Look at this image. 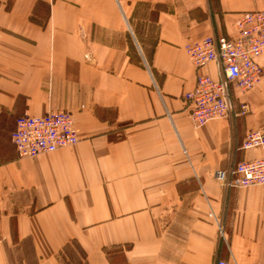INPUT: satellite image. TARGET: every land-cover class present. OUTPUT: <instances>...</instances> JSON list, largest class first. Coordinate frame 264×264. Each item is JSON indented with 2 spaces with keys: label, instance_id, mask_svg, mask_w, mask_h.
<instances>
[{
  "label": "crops",
  "instance_id": "0c3cea01",
  "mask_svg": "<svg viewBox=\"0 0 264 264\" xmlns=\"http://www.w3.org/2000/svg\"><path fill=\"white\" fill-rule=\"evenodd\" d=\"M143 5L150 49L134 22ZM257 9L264 0H0V264L26 245L34 264H66L73 244L80 264H264V185L216 177L264 157L243 148L264 131V53L260 81L235 98L249 113L197 127L185 100L199 73L219 76L186 46L234 34ZM51 110L73 113L79 142L21 157L16 119Z\"/></svg>",
  "mask_w": 264,
  "mask_h": 264
},
{
  "label": "built area",
  "instance_id": "2783aa9c",
  "mask_svg": "<svg viewBox=\"0 0 264 264\" xmlns=\"http://www.w3.org/2000/svg\"><path fill=\"white\" fill-rule=\"evenodd\" d=\"M236 29L237 35L208 36L187 46L188 55L197 69L215 62L219 71L218 78L199 73L195 87L185 95L190 116L197 127L215 118H230L250 110L244 101L242 112L235 113L232 93L249 91L263 75L258 59L264 52V9L241 12L236 19ZM12 141L23 157L53 152L77 143L79 136L74 115L68 110H51L44 115L19 116ZM252 145H264L263 132L247 133L244 146ZM217 177L230 187L264 185V158L239 162L233 169L220 171ZM218 264L228 263L219 261Z\"/></svg>",
  "mask_w": 264,
  "mask_h": 264
},
{
  "label": "rangeland",
  "instance_id": "374dc122",
  "mask_svg": "<svg viewBox=\"0 0 264 264\" xmlns=\"http://www.w3.org/2000/svg\"><path fill=\"white\" fill-rule=\"evenodd\" d=\"M147 8H148V6H144V5L141 6V11H140L139 15H137L135 17L134 22H135V28H136L137 32L139 33L140 39L143 41V43H147L148 49H150L152 42H153V38H154L155 27L153 24L150 25L149 22L147 21V19H149V16L146 15V13H148ZM148 25L150 26V29H149ZM77 143H74V144H71V145H68V146H65L62 148L71 147V146L76 145ZM62 148H60V149H62ZM20 156L23 157L22 155H20ZM30 157H34V156H30ZM164 221H166V220H164ZM25 247H26L25 250L19 248L18 246L15 247L13 250H11L10 255H11L12 264H20L22 258H27L29 260V264H34V258L28 249V245H26ZM67 251H68V253L66 252V258L67 259L65 258V261H66L65 263L66 264H80L81 258H82V252L78 248V246L76 244H73L70 246V248Z\"/></svg>",
  "mask_w": 264,
  "mask_h": 264
},
{
  "label": "bare ground",
  "instance_id": "6f19581e",
  "mask_svg": "<svg viewBox=\"0 0 264 264\" xmlns=\"http://www.w3.org/2000/svg\"><path fill=\"white\" fill-rule=\"evenodd\" d=\"M239 15H240V14H239ZM239 15H238V16H239ZM238 16H237V17H238ZM236 19H237V18H236ZM236 30H237V29H236V20H235V33H234V34H231V35H237ZM231 35L229 34V35H224V36H231ZM211 36H215V37H216V35H211ZM202 40H203V39H202ZM188 45H189V44H188ZM188 45H187V46H188ZM187 46H186V49H187ZM263 53H264V52H263ZM263 53H262V54H263ZM262 54H261V55H262ZM261 55H260V56H261ZM260 56H259V57H260ZM210 63H211V62H210ZM214 63H215V62H214ZM250 90H251V89H250ZM237 92H239L240 94H244V93H246V92H240V91H238V90L236 91V93H232V97H234V104H235V98H238V97H239L238 94H237ZM247 92H248V91H247ZM234 95H235V96H234ZM185 100H186L187 107H188V101H187L186 98H185ZM242 102H244V101H241V102H240V109H239L238 111H235V108H236V107H235V105H234V110H233L234 112H236V113H237V112H242V107H241V103H242ZM245 102H246V101H245ZM248 105H249V104H248ZM249 108H250V107H249ZM188 110H189V108H188ZM249 112H250V110H249L247 113H249ZM189 114L191 115L190 110H189ZM230 118H231V117H230ZM215 119H216V118H215ZM74 121H75V119H74ZM75 127H76V126H75ZM252 131H253V130H252ZM254 131H261V132L264 133V131H262V130H254ZM248 133H249V132H248ZM77 134H78V132H77ZM245 139H246V138H245ZM244 141H245V140H244ZM78 142H79V141H78ZM256 146L264 147V145H252V146H250V147H248V148H252V147H256ZM243 148L248 149V148H246V147L244 146V143H243ZM261 158H264V157H261ZM242 162H243V161H242ZM235 166H236V165H235ZM235 166L232 167L231 169L235 168ZM229 170H230V169H229ZM220 171H222V170H218V171H216V177L218 176V173H219ZM217 179H218V177H217ZM222 183H223V182H222ZM223 184H224V183H223ZM224 185H225V184H224ZM226 186H227V185H226ZM248 186H249V185H248ZM238 188H239V187H238ZM219 261H225V262H227L228 264H230V263H229L228 261H226V260H218L216 264H218Z\"/></svg>",
  "mask_w": 264,
  "mask_h": 264
}]
</instances>
